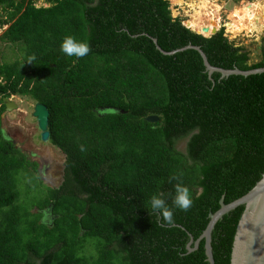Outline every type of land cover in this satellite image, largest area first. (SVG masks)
I'll list each match as a JSON object with an SVG mask.
<instances>
[{
  "label": "trees",
  "instance_id": "1",
  "mask_svg": "<svg viewBox=\"0 0 264 264\" xmlns=\"http://www.w3.org/2000/svg\"><path fill=\"white\" fill-rule=\"evenodd\" d=\"M169 2L180 3L0 0V39L21 52L0 63V264H209L204 239L189 251L190 239L194 247L220 200L245 195L264 172V73L209 75L199 52L182 48L246 71L264 66V35L250 62L224 28L204 37L173 18ZM67 35L90 53L65 55ZM12 95L46 105L47 141L64 155L61 183H43L29 207L18 173L37 174V164L2 128L3 98ZM173 175L194 203L167 224L150 199L174 195ZM244 209L215 223L214 264H230Z\"/></svg>",
  "mask_w": 264,
  "mask_h": 264
},
{
  "label": "rangeland",
  "instance_id": "2",
  "mask_svg": "<svg viewBox=\"0 0 264 264\" xmlns=\"http://www.w3.org/2000/svg\"><path fill=\"white\" fill-rule=\"evenodd\" d=\"M178 1L180 3H177ZM171 2L177 3L173 5L169 2L171 16L179 18L184 26L188 23V27L201 34L204 26L214 27L213 29L217 31L224 28V34L234 45L242 46L249 52L250 62L260 59L264 35V0H171ZM39 5L47 4L40 1L36 3V6ZM2 18H5V14L0 7V20ZM225 24L228 25V30ZM6 28V25H0V37ZM20 55L17 45L0 39V63L11 62ZM8 99L15 104V108L3 111L2 128L13 140L16 148L21 150L30 162L36 163L38 169L37 174L33 173L34 168L30 167L18 173L19 188L25 192L23 204L29 207L42 195L40 191L44 189L43 183L51 186H58L61 183L64 155L48 141L41 140L36 120L32 116L34 101L18 95H12ZM178 148H183V143L179 144ZM30 191L31 196L27 195Z\"/></svg>",
  "mask_w": 264,
  "mask_h": 264
},
{
  "label": "water",
  "instance_id": "3",
  "mask_svg": "<svg viewBox=\"0 0 264 264\" xmlns=\"http://www.w3.org/2000/svg\"><path fill=\"white\" fill-rule=\"evenodd\" d=\"M207 30V28L203 29L204 32H207ZM216 32L217 30L213 31L212 34H209L208 36H204L201 33L198 34H201L204 37H209ZM154 42L156 43V39H154ZM189 48L195 49L199 52L205 66V70L209 75H211L213 72H219L221 74V77H227L232 74L249 75L264 73V66L246 71H242L238 68L223 69L214 67L208 62L206 55L199 46L187 45L182 49ZM175 51L176 50L170 52H162L164 54H172ZM3 102L5 104V109L11 110L12 108H15V104H13L7 97L3 98ZM32 116L36 120L41 140L47 141L49 138L48 108L46 107V105L40 102H35L33 105ZM146 119L148 121H156L158 117L150 115L146 117ZM239 205H245V209L236 227L230 264H264V172L260 180L257 181L256 184L245 195L228 204H225L222 200H220V208L209 215V222L206 228L203 230L202 234L194 241V247H190L191 243L193 242V238L190 239L187 246L188 250L191 251L194 248H197L199 241L201 239H204L206 259L209 264H214L211 246L212 229L217 220L220 219L223 214Z\"/></svg>",
  "mask_w": 264,
  "mask_h": 264
},
{
  "label": "clouds",
  "instance_id": "4",
  "mask_svg": "<svg viewBox=\"0 0 264 264\" xmlns=\"http://www.w3.org/2000/svg\"><path fill=\"white\" fill-rule=\"evenodd\" d=\"M60 50L69 57L83 58L90 53L91 47L87 41L78 40L72 35H67L60 44ZM32 59H35V57L33 56ZM29 62L31 63V60ZM171 179L177 181L174 185V195L156 194L150 199L151 212L167 224H171L174 220V209L187 211L194 203L190 189L180 182L179 175H173ZM168 196H171L173 207L168 206Z\"/></svg>",
  "mask_w": 264,
  "mask_h": 264
},
{
  "label": "bare ground",
  "instance_id": "5",
  "mask_svg": "<svg viewBox=\"0 0 264 264\" xmlns=\"http://www.w3.org/2000/svg\"><path fill=\"white\" fill-rule=\"evenodd\" d=\"M188 25H189V24L187 23L186 26H188ZM210 25H211V24H210ZM212 26H213V24H212ZM204 28H207L208 30H207V32H204V31H203V32H202L203 35H209V34H212L213 31L217 30V29H213L214 27H213V28H209V27L204 26L202 29H204Z\"/></svg>",
  "mask_w": 264,
  "mask_h": 264
}]
</instances>
